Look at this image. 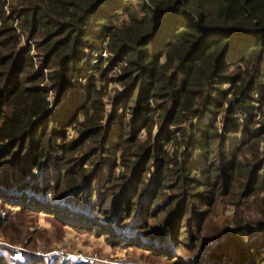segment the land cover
<instances>
[{"label": "trees", "instance_id": "16d2710c", "mask_svg": "<svg viewBox=\"0 0 264 264\" xmlns=\"http://www.w3.org/2000/svg\"><path fill=\"white\" fill-rule=\"evenodd\" d=\"M0 201L171 264H264V0H0Z\"/></svg>", "mask_w": 264, "mask_h": 264}, {"label": "rangeland", "instance_id": "374dc122", "mask_svg": "<svg viewBox=\"0 0 264 264\" xmlns=\"http://www.w3.org/2000/svg\"><path fill=\"white\" fill-rule=\"evenodd\" d=\"M95 85L97 88L102 87L103 82L97 80ZM113 86L114 84L110 82L105 87L103 98L105 101L111 96ZM69 136H72L71 130ZM225 215H228V218L231 217L233 209L228 207ZM0 222V256L6 258V264H82L85 261L92 264L97 262L74 259L60 254L47 255L46 253L52 249H65L70 253L85 255L95 254L102 260H114L125 256L139 260L143 264H171L169 259L152 255L135 247L112 248L103 238H97L91 232L63 225L59 216L9 208L8 205L1 204V201ZM176 264H182V262L179 260Z\"/></svg>", "mask_w": 264, "mask_h": 264}, {"label": "built area", "instance_id": "2783aa9c", "mask_svg": "<svg viewBox=\"0 0 264 264\" xmlns=\"http://www.w3.org/2000/svg\"><path fill=\"white\" fill-rule=\"evenodd\" d=\"M108 50L107 47L104 44H102L100 50H98L95 54H93V59H92V64L96 63L99 58H107L108 57ZM47 255H52V254H60V255H65L70 258L74 259H81V260H91V261H97L101 264H143L139 260H134L131 258H127L125 256H120L117 259L114 260H102L101 258H98L97 255H85L81 253H70L66 251L65 249H52Z\"/></svg>", "mask_w": 264, "mask_h": 264}]
</instances>
